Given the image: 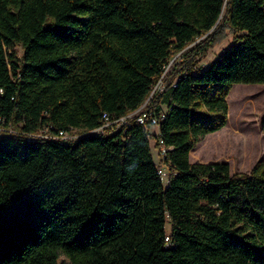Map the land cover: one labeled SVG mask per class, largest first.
Returning a JSON list of instances; mask_svg holds the SVG:
<instances>
[{
  "label": "trees",
  "instance_id": "trees-1",
  "mask_svg": "<svg viewBox=\"0 0 264 264\" xmlns=\"http://www.w3.org/2000/svg\"><path fill=\"white\" fill-rule=\"evenodd\" d=\"M226 24L245 33L197 67ZM234 83H264V0H0V118L17 129L0 134V264H264V158L189 157ZM147 98L156 132L85 133Z\"/></svg>",
  "mask_w": 264,
  "mask_h": 264
},
{
  "label": "rangeland",
  "instance_id": "rangeland-1",
  "mask_svg": "<svg viewBox=\"0 0 264 264\" xmlns=\"http://www.w3.org/2000/svg\"><path fill=\"white\" fill-rule=\"evenodd\" d=\"M223 19L224 10L219 16V21ZM223 31L224 36L221 40L207 49L205 54L196 57L197 67L208 65L227 46L240 39L245 33L240 30L235 33L227 24ZM15 50L20 57L22 48L17 45ZM178 55L177 53L171 59L170 66L177 61ZM230 90L233 92L227 102L226 124L202 137L190 150L189 157L193 162L224 160L228 162L231 172L248 173L257 160L264 158V132L261 128L264 113V83H234ZM149 130L156 132L157 128L151 126ZM13 131L17 129L14 128ZM78 133L79 130L75 129L72 130L71 135L75 136ZM149 141L153 157L157 159L155 140L150 137ZM162 180L165 183L167 178ZM60 258H64L63 255Z\"/></svg>",
  "mask_w": 264,
  "mask_h": 264
},
{
  "label": "built area",
  "instance_id": "built-area-1",
  "mask_svg": "<svg viewBox=\"0 0 264 264\" xmlns=\"http://www.w3.org/2000/svg\"><path fill=\"white\" fill-rule=\"evenodd\" d=\"M170 64H171V60L165 66L163 73L161 74L159 80L153 85L148 98L151 97L155 91L161 90L163 88L164 84H163L162 78L165 72L168 70ZM148 98L137 109L130 111L124 115H121L117 118L110 119L106 113H103L100 124L92 129L87 130L85 133H94V134L108 133L112 130H115L123 125L130 124L132 122H137L139 124L145 125L148 128H150L151 126L152 127L155 126L156 128H158L159 121L164 116V111L160 110L156 112L154 110L148 109L145 106ZM13 130L14 129L12 128V126L6 125L5 120L3 118H0V134L4 132H11ZM72 130H75V129L73 128L68 132L64 130H58L56 133H50L48 128H40L35 133H28V137L29 138L50 137V138H60V139H65V140H71L79 135L78 133L75 136H72L71 135ZM156 149H157L156 153H157V162H158L157 171L160 174L162 179L167 178L168 169L165 164H162V163L160 164L167 150V147L163 144L161 139H158L157 144H156Z\"/></svg>",
  "mask_w": 264,
  "mask_h": 264
}]
</instances>
